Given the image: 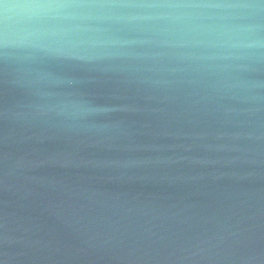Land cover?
<instances>
[{
  "label": "water",
  "instance_id": "obj_1",
  "mask_svg": "<svg viewBox=\"0 0 264 264\" xmlns=\"http://www.w3.org/2000/svg\"><path fill=\"white\" fill-rule=\"evenodd\" d=\"M112 2L0 47V264H264V0Z\"/></svg>",
  "mask_w": 264,
  "mask_h": 264
},
{
  "label": "clouds",
  "instance_id": "obj_2",
  "mask_svg": "<svg viewBox=\"0 0 264 264\" xmlns=\"http://www.w3.org/2000/svg\"><path fill=\"white\" fill-rule=\"evenodd\" d=\"M112 0H0V47L32 48L67 58L103 46L105 25L123 19Z\"/></svg>",
  "mask_w": 264,
  "mask_h": 264
}]
</instances>
